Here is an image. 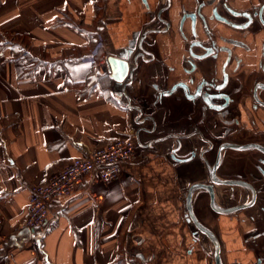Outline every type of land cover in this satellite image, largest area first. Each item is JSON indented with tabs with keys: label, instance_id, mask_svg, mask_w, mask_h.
Wrapping results in <instances>:
<instances>
[{
	"label": "crops",
	"instance_id": "1",
	"mask_svg": "<svg viewBox=\"0 0 264 264\" xmlns=\"http://www.w3.org/2000/svg\"><path fill=\"white\" fill-rule=\"evenodd\" d=\"M196 1L0 0V264H213V239L187 218L197 165L173 157L172 97L142 96L185 79ZM116 137L136 140L123 173L86 174L29 229L32 186ZM219 213L205 218L223 262L264 264V234L245 238L252 226Z\"/></svg>",
	"mask_w": 264,
	"mask_h": 264
},
{
	"label": "flooded vegetation",
	"instance_id": "2",
	"mask_svg": "<svg viewBox=\"0 0 264 264\" xmlns=\"http://www.w3.org/2000/svg\"><path fill=\"white\" fill-rule=\"evenodd\" d=\"M196 4L184 9L183 23L193 33L185 79L172 86L154 83L158 95L142 96H150L151 104L172 97L164 108L173 117L166 115L164 123L176 139L177 160L196 163L190 185L203 186L205 179L212 184L194 195V216L208 226L206 213L219 215L216 208L233 207L237 219L252 226L243 234L251 239L264 234V0ZM183 175L192 174L184 170ZM201 197L207 201L199 208ZM193 214L187 211L189 222L203 232Z\"/></svg>",
	"mask_w": 264,
	"mask_h": 264
},
{
	"label": "built area",
	"instance_id": "3",
	"mask_svg": "<svg viewBox=\"0 0 264 264\" xmlns=\"http://www.w3.org/2000/svg\"><path fill=\"white\" fill-rule=\"evenodd\" d=\"M101 45V41L97 43L93 56L88 57L89 61L95 60L94 55ZM135 150V138H111L106 144L86 149L82 155L74 157L46 183L34 184L29 192L26 226L29 229L43 227L48 222L50 203L54 199L72 195L86 174L95 173L106 183L120 176L124 171L123 163L136 156Z\"/></svg>",
	"mask_w": 264,
	"mask_h": 264
},
{
	"label": "water",
	"instance_id": "4",
	"mask_svg": "<svg viewBox=\"0 0 264 264\" xmlns=\"http://www.w3.org/2000/svg\"><path fill=\"white\" fill-rule=\"evenodd\" d=\"M173 157H175L177 159V149H175L173 151ZM197 186L201 187V185L191 186L190 192L187 195L188 206L190 208L191 214H193L191 197L193 195V190L197 189ZM234 209L235 208H233V207L231 209L230 208H220V207H219V209L216 208L217 212H221L224 214H230V213H232V211ZM193 216H194V214H193ZM194 220H195L196 225L199 226L206 235L208 234L211 237V239H213V242L215 245L214 249L216 252L217 264H224L223 260H222L221 252H220L221 251V244H220L219 239L217 238V235L213 231V229L210 226H204L203 224H201L196 216H194Z\"/></svg>",
	"mask_w": 264,
	"mask_h": 264
},
{
	"label": "trees",
	"instance_id": "5",
	"mask_svg": "<svg viewBox=\"0 0 264 264\" xmlns=\"http://www.w3.org/2000/svg\"><path fill=\"white\" fill-rule=\"evenodd\" d=\"M101 51H102V48L99 47V50L95 53V58L98 59L101 56L100 55L101 54ZM106 78H108V76ZM111 80H112L111 77H109L108 82L111 83Z\"/></svg>",
	"mask_w": 264,
	"mask_h": 264
},
{
	"label": "rangeland",
	"instance_id": "6",
	"mask_svg": "<svg viewBox=\"0 0 264 264\" xmlns=\"http://www.w3.org/2000/svg\"><path fill=\"white\" fill-rule=\"evenodd\" d=\"M98 41L100 42V39Z\"/></svg>",
	"mask_w": 264,
	"mask_h": 264
}]
</instances>
